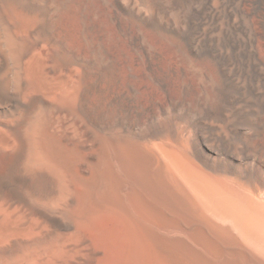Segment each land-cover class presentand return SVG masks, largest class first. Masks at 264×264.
Masks as SVG:
<instances>
[{"label": "bare ground", "instance_id": "1", "mask_svg": "<svg viewBox=\"0 0 264 264\" xmlns=\"http://www.w3.org/2000/svg\"><path fill=\"white\" fill-rule=\"evenodd\" d=\"M0 264H264V0H0Z\"/></svg>", "mask_w": 264, "mask_h": 264}, {"label": "rangeland", "instance_id": "2", "mask_svg": "<svg viewBox=\"0 0 264 264\" xmlns=\"http://www.w3.org/2000/svg\"><path fill=\"white\" fill-rule=\"evenodd\" d=\"M98 11V12H97ZM96 12L97 13H100V11L99 10H96ZM103 18H104V22H103V25L108 29V30H110V31H112L113 30V28H112V26L110 25V23H109V21H108V19H107V13H103ZM74 22V21H73ZM106 24V25H105ZM150 42H152V41H150ZM153 43V46L162 54V56H163V67H166L168 64H173L177 69H179V68H182V67H184L183 66V64H182V62H181V60L179 59V57L172 51V49H170L169 47H167V46H163V45H160V44H158V43H154V42H152ZM258 43H259V41L258 42H256V44H257V46H259L258 45ZM165 47V48H164ZM167 56V57H166ZM166 59V60H165ZM171 62V63H170ZM181 65H180V64ZM165 64V65H164ZM183 70H184V72H185V79H187L190 83H191V85H192V87H193V89L194 90H196V88H197V82H196V79H195V77L192 75V74H190L188 71L186 72V70L184 69V68H182ZM139 70H141L140 68L137 70V71H139ZM136 71V69H134V72H135V74H136V77L138 78V79H136L135 81H134V85L135 86H137V88L138 89H140V90H143L144 89V87L145 86H147V82L143 79V73H142V70L141 71H139V72H137ZM137 72V73H136ZM122 73V75L124 76V72L122 71L121 72ZM141 75V76H140ZM189 75V76H188ZM139 79H140V81H139ZM137 84V85H136ZM171 94L176 98V97H178L179 98V93L177 92V90H174V89H172L171 90ZM158 99H159V97H158Z\"/></svg>", "mask_w": 264, "mask_h": 264}]
</instances>
